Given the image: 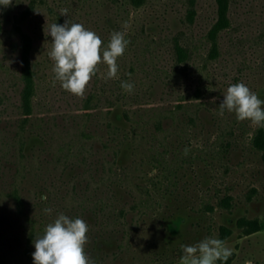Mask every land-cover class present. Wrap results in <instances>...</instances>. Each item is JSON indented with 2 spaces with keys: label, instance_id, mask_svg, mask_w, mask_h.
Returning a JSON list of instances; mask_svg holds the SVG:
<instances>
[{
  "label": "rangeland",
  "instance_id": "374dc122",
  "mask_svg": "<svg viewBox=\"0 0 264 264\" xmlns=\"http://www.w3.org/2000/svg\"><path fill=\"white\" fill-rule=\"evenodd\" d=\"M229 18L213 56L217 0L0 6V264H33V240L60 213L87 223L95 264H179L181 245L205 237L232 249L216 264H264L262 127L219 114L230 84L264 100V0H229ZM66 19L103 46L114 31L130 41L118 78L99 64L83 96L61 87L48 56L44 27ZM22 32L35 73L26 122Z\"/></svg>",
  "mask_w": 264,
  "mask_h": 264
},
{
  "label": "clouds",
  "instance_id": "9594fccd",
  "mask_svg": "<svg viewBox=\"0 0 264 264\" xmlns=\"http://www.w3.org/2000/svg\"><path fill=\"white\" fill-rule=\"evenodd\" d=\"M11 5L12 0H0L3 8ZM60 15L68 17V9H61ZM44 35L52 38L48 56L54 62V79L64 90L76 96L85 94L86 86L99 71L101 63L107 66L106 74H103L105 80L118 78L117 59L130 43L125 38V32L114 31L108 44L103 46V41L95 32L70 19L63 24L46 23ZM134 87L132 82L121 81L125 92L132 93ZM262 105L264 100L259 99L243 82L230 84L219 105V114L222 116L225 110L234 112L238 121L249 120L256 126L264 127ZM188 151L185 148L184 154L187 155ZM51 211L50 208L44 209L45 213ZM88 231L89 227L83 219L60 213L46 225L43 235L33 240V264H95L85 253ZM181 250L183 255L179 264H216L217 261H227L232 255V249L226 246L225 241L215 237H205L194 245H181Z\"/></svg>",
  "mask_w": 264,
  "mask_h": 264
},
{
  "label": "trees",
  "instance_id": "16d2710c",
  "mask_svg": "<svg viewBox=\"0 0 264 264\" xmlns=\"http://www.w3.org/2000/svg\"><path fill=\"white\" fill-rule=\"evenodd\" d=\"M142 0H136L140 3ZM218 1V19L214 23L213 27L208 33V37L212 41V55L218 54V36L219 33L230 26L229 18V0H217ZM62 24V23H61ZM21 43V58H22V75L24 80V87L21 93L22 110L24 119L26 122L33 113V97L35 94V73L32 65V49L33 38L27 32H22ZM260 148L264 150V128L260 129ZM18 196V195H17ZM258 226V225H257Z\"/></svg>",
  "mask_w": 264,
  "mask_h": 264
}]
</instances>
